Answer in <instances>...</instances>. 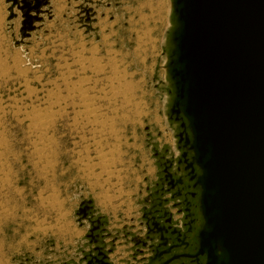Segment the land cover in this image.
<instances>
[{"label":"rangeland","instance_id":"1","mask_svg":"<svg viewBox=\"0 0 264 264\" xmlns=\"http://www.w3.org/2000/svg\"><path fill=\"white\" fill-rule=\"evenodd\" d=\"M40 1L0 0V264L69 263L88 198L131 218L177 133L171 0Z\"/></svg>","mask_w":264,"mask_h":264},{"label":"water","instance_id":"2","mask_svg":"<svg viewBox=\"0 0 264 264\" xmlns=\"http://www.w3.org/2000/svg\"><path fill=\"white\" fill-rule=\"evenodd\" d=\"M33 1L23 0L28 20L41 7ZM171 1L175 29L165 66L172 97L166 117L181 132L176 138L187 150L185 171L200 192L201 222L191 237L192 253L181 254L184 239L171 231L165 209L154 211L153 205L142 218L145 233L133 260L149 252L138 263L264 264V0ZM90 205L81 204L79 220ZM101 233L90 231L73 264H112Z\"/></svg>","mask_w":264,"mask_h":264},{"label":"flooded vegetation","instance_id":"3","mask_svg":"<svg viewBox=\"0 0 264 264\" xmlns=\"http://www.w3.org/2000/svg\"><path fill=\"white\" fill-rule=\"evenodd\" d=\"M180 133V130L177 133L174 131V147L164 143L160 150L155 149L156 151L153 154L155 164L153 176L146 177L145 187L138 191L137 210L133 212L134 215L131 218H126L121 213L119 219H116L114 212L98 208L93 198L86 199V201H91V205L89 206L90 210L87 211V217L81 220L85 228V248L89 243L86 237L90 231L100 228L104 249L112 264H140L138 261L149 258L151 254L145 252L144 256H138L137 260L134 261L133 256L137 250L135 243L144 237L145 228L142 226L144 225L142 218L146 214V210L149 211L154 205V211L165 209L167 214L165 221H170L171 231L176 230L180 234V239H184L185 245L179 248L178 252L181 254L192 253L194 241L191 237L197 232L201 222L196 206L200 198V192L198 188H193L194 182H190L189 171H185L186 165L184 164L185 160L182 159V154L187 150L183 149V144L178 145L176 137ZM168 145H170L169 149ZM191 157L192 153L188 152L187 159L189 160ZM196 173L199 172L196 170ZM105 206L107 207V205ZM95 234L97 235V233ZM177 237L178 235H175L173 239ZM121 242H125L124 245L127 247V251L121 250L124 246ZM203 261L201 259L200 263H203ZM77 262L76 254H74L70 262L66 264ZM179 264H189V261L182 259Z\"/></svg>","mask_w":264,"mask_h":264},{"label":"bare ground","instance_id":"4","mask_svg":"<svg viewBox=\"0 0 264 264\" xmlns=\"http://www.w3.org/2000/svg\"><path fill=\"white\" fill-rule=\"evenodd\" d=\"M172 44V43H171ZM39 114V113H38ZM37 114V115H38ZM40 115V114H39ZM46 116V115H45ZM44 116V117H45ZM36 117V116H35ZM40 119H41V116H40ZM43 120H46V122H44V121H42V123H39V125L37 126V130H39V131H46L45 129L48 127V123H47V119H44V118H42ZM38 121V120H37ZM40 121V120H39ZM38 123V122H37ZM36 128V127H35ZM38 147V146H37Z\"/></svg>","mask_w":264,"mask_h":264},{"label":"crops","instance_id":"5","mask_svg":"<svg viewBox=\"0 0 264 264\" xmlns=\"http://www.w3.org/2000/svg\"><path fill=\"white\" fill-rule=\"evenodd\" d=\"M168 95H169V94H168ZM96 206H97L98 208H100L99 205L97 204V202H96ZM136 210H137V209H136ZM136 210H135V211H136ZM84 236H85V232H84ZM121 243H122V245H124L125 242H121ZM83 248H84V244H83ZM121 250H122V251H127V247H125V245H124V246H122ZM124 255H125V252H124ZM77 257H78V258L81 257V251H80V253H76V261L78 260Z\"/></svg>","mask_w":264,"mask_h":264}]
</instances>
